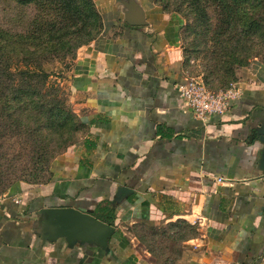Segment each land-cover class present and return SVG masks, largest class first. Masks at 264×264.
<instances>
[{
    "label": "crops",
    "instance_id": "obj_1",
    "mask_svg": "<svg viewBox=\"0 0 264 264\" xmlns=\"http://www.w3.org/2000/svg\"><path fill=\"white\" fill-rule=\"evenodd\" d=\"M96 1L104 28L71 73L84 134L47 183L0 195V264H160L128 225L179 220L202 226L180 264H264V63L243 72L227 113L201 119L178 91L180 14L159 0ZM68 206L114 226L110 247L69 245L45 211Z\"/></svg>",
    "mask_w": 264,
    "mask_h": 264
},
{
    "label": "rangeland",
    "instance_id": "obj_2",
    "mask_svg": "<svg viewBox=\"0 0 264 264\" xmlns=\"http://www.w3.org/2000/svg\"><path fill=\"white\" fill-rule=\"evenodd\" d=\"M159 1L184 19L181 47L189 80L202 79L212 90L236 88L254 61L264 63V0ZM65 2L0 0V30L16 46L10 56L14 76L0 86V195L16 185L47 183L54 160L84 134L71 73L104 23L96 0L90 5L101 18L85 8L74 12ZM19 94L21 101L11 103ZM6 97L10 105L4 104ZM201 228L197 221L179 220L137 222L127 229L151 262L180 264L186 244L200 237Z\"/></svg>",
    "mask_w": 264,
    "mask_h": 264
},
{
    "label": "water",
    "instance_id": "obj_3",
    "mask_svg": "<svg viewBox=\"0 0 264 264\" xmlns=\"http://www.w3.org/2000/svg\"><path fill=\"white\" fill-rule=\"evenodd\" d=\"M257 133L258 139L264 144V122L258 128ZM259 168L264 176V147L260 152ZM45 211L52 217L51 224L58 229L61 235L68 237L69 245H73L77 239L82 241V245L95 240L103 247H110V238L115 232L114 226L96 218L84 208L68 206Z\"/></svg>",
    "mask_w": 264,
    "mask_h": 264
},
{
    "label": "built area",
    "instance_id": "obj_4",
    "mask_svg": "<svg viewBox=\"0 0 264 264\" xmlns=\"http://www.w3.org/2000/svg\"><path fill=\"white\" fill-rule=\"evenodd\" d=\"M179 94L186 100L187 106L194 114L205 119L212 115H224L231 108V102L239 96L238 88H226L221 90L209 89L202 79H187L178 86ZM223 181L222 177L218 178Z\"/></svg>",
    "mask_w": 264,
    "mask_h": 264
},
{
    "label": "trees",
    "instance_id": "obj_5",
    "mask_svg": "<svg viewBox=\"0 0 264 264\" xmlns=\"http://www.w3.org/2000/svg\"><path fill=\"white\" fill-rule=\"evenodd\" d=\"M17 1H19L20 3H23V4H31V3L37 2L38 0H17ZM61 1L65 2V0H61ZM78 1L79 0H66L65 5L67 6V5H70L72 3L74 6H70V7L74 8V12L80 8H85L86 10H89V11L91 10L92 14L94 13L95 16H99V18H101V15H98V12L94 9L93 5L92 6L90 5L91 0H83V2L81 4H78ZM102 25L100 27L101 30L98 32V34L96 35V37L94 39H96L100 35V33L102 32V30H103ZM48 34L53 35V32L49 31ZM18 36H22V35H18ZM15 50H16V46H15L14 41L12 40V36H9L5 33H2L0 30V86L5 79L12 78L14 76L13 66L15 65V62L10 60V56L12 54H14ZM14 80L16 81L15 77H14ZM209 89H211V88H209ZM17 90L20 91L21 88L18 87ZM21 97H23V95L19 94V98L17 100H14L12 98L11 103H12V101H21ZM2 100H4V104L7 101L10 105V100L7 97L2 98ZM55 104H58V102ZM56 108H57L56 105H53L50 109L56 110ZM79 125H80V129H85V127H86L85 123L82 120H80ZM14 184H12V186ZM12 186L10 188H12ZM112 222L113 221H111V223Z\"/></svg>",
    "mask_w": 264,
    "mask_h": 264
}]
</instances>
